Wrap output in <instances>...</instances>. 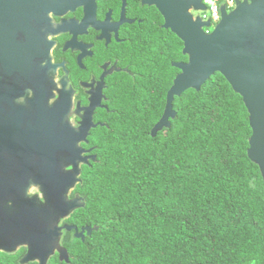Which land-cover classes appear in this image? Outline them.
Segmentation results:
<instances>
[{
  "label": "trees",
  "instance_id": "trees-1",
  "mask_svg": "<svg viewBox=\"0 0 264 264\" xmlns=\"http://www.w3.org/2000/svg\"><path fill=\"white\" fill-rule=\"evenodd\" d=\"M171 35L169 53L160 44L150 76L93 133L98 161L84 165L78 213L100 229L78 264H264V181L242 96L216 72L176 96L171 126L152 135L180 71L171 61L187 58Z\"/></svg>",
  "mask_w": 264,
  "mask_h": 264
},
{
  "label": "water",
  "instance_id": "water-1",
  "mask_svg": "<svg viewBox=\"0 0 264 264\" xmlns=\"http://www.w3.org/2000/svg\"><path fill=\"white\" fill-rule=\"evenodd\" d=\"M155 5L170 28L184 43L183 53L187 62H175L181 72L177 74L167 94V105L161 119L152 128V135L170 127L175 118L173 101L185 90H200L216 72L221 73L242 96L249 112L252 135L249 139V158L259 166L264 181V0L239 1L228 11L221 6V19L209 33L211 25L192 10H205L203 0H143ZM22 0H0V19L34 29L40 23L39 15L26 12ZM38 20V22H37ZM51 43L42 44L32 35L25 42H11L9 57L0 53V90L14 88V95L24 97L23 86L30 87L23 100L14 101L19 116L10 119L4 127L0 123V135L9 134V155L0 145V174L5 166L15 183L13 187H0L14 201L20 188L41 182L45 197L51 199L46 206L31 202L15 203V219L25 216L26 224L34 220L32 230L42 232L36 225V217H52L60 221L76 209L85 206L84 197H69L70 191L82 182L83 165H89L96 155H85L81 142L86 141L92 121L93 104L87 107L79 126L72 122V93L64 90L57 80L52 60ZM64 82V81H63ZM65 83V82H64ZM21 89V90H20ZM11 134V135H10ZM13 134V135H12ZM6 151V152H4ZM47 207L45 210L44 208ZM14 219V220H15ZM71 229V226H66ZM88 233L99 225L86 227ZM82 235V232L80 233ZM66 256V255H65Z\"/></svg>",
  "mask_w": 264,
  "mask_h": 264
},
{
  "label": "flooded vegetation",
  "instance_id": "flooded-vegetation-1",
  "mask_svg": "<svg viewBox=\"0 0 264 264\" xmlns=\"http://www.w3.org/2000/svg\"><path fill=\"white\" fill-rule=\"evenodd\" d=\"M22 2L26 12L39 15L40 23L37 20L39 24L34 29L31 26H23V29L17 26L15 29L14 23L0 19V53L9 57L11 42H25L31 35L42 44L51 43L57 80L65 87L64 90L72 93V109L78 110L72 113L73 124L79 126L82 115L88 113L87 107L90 104L94 106L91 118L95 126L90 129L86 141L81 142L85 155H96V159L89 160L92 166V162L98 161V146L92 140L94 131L109 127L111 117L116 113L119 94L137 90L143 84L142 79L150 76V63L165 53L160 44L166 43L168 54L173 46L171 33L176 34L164 26L165 19L159 9L155 5L144 4L143 0ZM187 61L188 56L177 62ZM175 62L171 61L174 67ZM26 90L30 87L23 86L24 97H15L14 88L6 92L0 90L2 127L20 115L14 108V101L22 99L25 106ZM0 145L9 151V134L0 135ZM83 168L84 165L82 172ZM10 169L14 170L9 165L5 166L0 174V187L14 186ZM81 183L70 191L69 197H84L86 206V197L78 191ZM41 185L44 186L38 182L26 188L25 184L17 191L18 196L25 197L18 198V201L10 197V194L15 195L9 192L11 187L7 191L2 190L6 196L0 199V264H78L76 252L92 248L91 238L100 228L88 233L86 227L93 228L97 224L79 218L78 212L85 206L59 222L52 217L44 216V220L36 217V225L42 232L32 230L35 219L31 224H26L25 216L15 219L14 213L19 209L16 202L46 206L51 200L45 197Z\"/></svg>",
  "mask_w": 264,
  "mask_h": 264
},
{
  "label": "built area",
  "instance_id": "built-area-1",
  "mask_svg": "<svg viewBox=\"0 0 264 264\" xmlns=\"http://www.w3.org/2000/svg\"><path fill=\"white\" fill-rule=\"evenodd\" d=\"M243 0H203V3L206 5L205 10H198L199 13L195 16H200L204 21H210L211 25L205 27L207 33L211 32L216 24L221 19V6L224 4L228 11L233 10L237 3ZM195 10H192V12Z\"/></svg>",
  "mask_w": 264,
  "mask_h": 264
},
{
  "label": "rangeland",
  "instance_id": "rangeland-1",
  "mask_svg": "<svg viewBox=\"0 0 264 264\" xmlns=\"http://www.w3.org/2000/svg\"><path fill=\"white\" fill-rule=\"evenodd\" d=\"M193 13L197 15L199 13V11L195 10V11H193Z\"/></svg>",
  "mask_w": 264,
  "mask_h": 264
}]
</instances>
